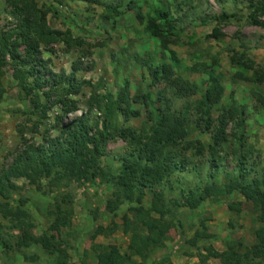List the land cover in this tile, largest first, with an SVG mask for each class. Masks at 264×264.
Here are the masks:
<instances>
[{
    "label": "rangeland",
    "instance_id": "rangeland-1",
    "mask_svg": "<svg viewBox=\"0 0 264 264\" xmlns=\"http://www.w3.org/2000/svg\"><path fill=\"white\" fill-rule=\"evenodd\" d=\"M159 1L35 0L37 8L45 12L47 26L63 34L51 46H41V59L46 62L47 69L45 75L58 79L62 74H73L75 86L72 91H68L67 85L50 89L49 81L36 90L38 106L34 93H28L18 84L14 77L16 67L8 56L5 57L6 65L0 76L4 91L0 102V173L11 164L24 141L43 144L58 135L55 119L62 114L56 103L58 97L77 107V111L67 115V120L89 113L92 120L100 122V129L104 98L110 95L116 100L119 95L126 94L129 102L123 103L121 111H115L110 121L111 137L104 155L91 168L96 172L92 181L79 182L63 172L61 180L41 181L38 187L24 179L13 181L19 189L8 201L0 199V202H8L12 208L21 206L27 214L24 219L27 226L14 230L12 221L0 217V264H57V254L49 255L36 245L17 250L15 245L17 237L25 232L34 236L46 232L57 237L48 230L56 202L73 211L71 226L62 229L59 235L63 244L59 250L67 254L65 264H96L93 246L115 245L121 253L128 251L129 234L125 233L124 224L125 220L130 226L134 224L132 209L139 205L124 200L110 211L106 203L114 198L113 178L119 173L123 158L138 151L151 124L150 107L133 101L135 96L146 92L152 93L155 106L163 99L174 116L186 115L189 133L174 149L178 156L175 162L181 171L170 175L160 185L145 189L141 203L144 211H149L152 219L161 218L171 226L166 231L165 247L153 252L145 264H198L209 246L222 252L232 241L252 244L254 232L260 226L258 211L238 192L208 197L193 210L183 204L188 196H198L208 183L210 185L209 147L222 117L226 122L228 142L217 148L216 160L220 168L213 182L224 185L228 182V174L234 173L239 153L240 120L243 121L249 177H264V110L252 95H264V81L253 79L254 75L264 73V28L251 21L254 15L264 20V15L255 11L259 0H192L173 15L177 33L171 37L169 48L180 61L177 74L196 85L200 94L204 91L207 75L193 73L189 68L197 66L200 70L204 65L221 75L224 93L208 116L198 107L200 94L182 98L168 81L150 87V67L168 60L166 53H160L158 41L145 30L138 14L144 17L150 6ZM10 10L6 0H0V37L14 28ZM19 51L23 52V47ZM76 64L79 68L73 72ZM236 74L246 79H239ZM92 97L98 100L97 104ZM90 102L94 105L88 111ZM43 106L47 109L45 118L41 119ZM126 110L137 111L139 116L132 118ZM207 118L211 122L209 131H205ZM124 130L140 144L121 137ZM157 196L161 200L159 207L166 211L163 217L153 205ZM230 206H237L239 210L230 209ZM97 226H102L105 234L91 240L90 233ZM202 228L207 237L197 238L191 245V240ZM138 229L145 234V228L138 225ZM4 243L9 248H5ZM208 264H219V261L210 259Z\"/></svg>",
    "mask_w": 264,
    "mask_h": 264
},
{
    "label": "trees",
    "instance_id": "trees-1",
    "mask_svg": "<svg viewBox=\"0 0 264 264\" xmlns=\"http://www.w3.org/2000/svg\"><path fill=\"white\" fill-rule=\"evenodd\" d=\"M192 0H160L158 4L150 6L145 16L138 14L139 19L144 21L145 30L150 36L155 38L160 47V53L167 55L168 61H163L154 67H150L151 84L154 87L161 81H168L175 89L176 94L182 98L196 96L200 94L199 88L181 75L180 61L176 53L170 50L171 37L176 36L174 13L181 11ZM11 10L10 18L14 22L11 32L3 33L0 37L2 56L0 57V76L2 68L6 65L5 57L8 56L16 67L14 75L18 84L27 89L28 93H34V101L39 106V97L36 90L41 89L49 81L50 89H56L62 85H67L68 91H72L75 86L73 74L66 76L62 74L55 79L54 75L46 77V62L41 59V46L49 47L56 43L63 34L57 30L50 29L46 23L45 12L37 8L35 0H6ZM256 14L264 15V0H259L255 8ZM256 15L252 16L253 25L264 28V20H259ZM23 47V52L19 49ZM202 69L197 66L189 68L191 72H204L207 78L204 82V91L200 94L198 107L208 116L211 108L217 105L223 96L224 88L221 83V75L204 65ZM79 66L73 67V72ZM239 79L246 78L241 74H236ZM28 79H32L31 82ZM253 79L257 82L264 81V73ZM3 89L0 85V102L3 97ZM255 102L264 110V95L253 93ZM95 104L98 100L95 97ZM104 117L99 128L98 121L91 119L89 113L82 114L71 120H67V115L77 111L74 103L66 101L63 97H58L56 103L60 105L61 115L56 117L55 125H58V135L46 140L43 144H28L24 141L23 147L16 154L11 164L0 173V199L8 201L9 196L19 188L13 183L14 180L24 179L30 185L38 187L41 181H59L62 179L61 172L66 176L74 178L76 181H92L96 172L91 171L98 160L104 155V148L107 140L111 137L110 121L115 117L117 111L123 103L128 104L129 98L126 94L119 95L116 100L108 95L104 98ZM103 101V99H102ZM133 101L142 102L150 107V126L148 127L142 144L126 130L120 134L124 139L137 142L140 147L137 152L123 158L119 173L113 178L115 188L113 199L108 200L106 209L113 211L121 201L135 202L139 207L133 208L135 212V222L129 225L125 220L124 231L129 234L128 251L121 253L115 245L105 247L93 246L94 259L96 264H145L149 256L165 247L168 239L166 231L170 225L160 219H152L149 211H144L141 206L145 195V189L163 183L168 177L181 168L177 167L175 160L178 158L176 151L177 144L183 141L189 133V125L186 115L174 116L170 112V107L163 99L159 100V105L155 106L152 93L146 92L144 95L135 96ZM93 102L88 104V111L93 108ZM42 108V107H41ZM47 107L43 106L41 112L44 119ZM41 110V111H42ZM116 111V112H115ZM132 118H137L139 112L126 110ZM186 114V113H185ZM64 120V121H63ZM210 120H205V131H209ZM241 133L237 138L239 148L238 161L234 173L228 174V182L224 185H216L213 181L219 174L220 162H217V148L227 144L226 122L222 117L219 120L215 134L212 137V144L209 147L211 158V173L208 177L210 181L204 191L198 196H188L183 206L189 209H196L208 197H218L220 195L238 192L245 200L250 202L257 209V221L260 226L254 232L253 242L244 245L239 241H232L226 250L218 252L211 246L204 249L201 260L198 264H208L210 259L219 261V264H264V177H249L246 166V152L244 149L243 121L238 122ZM160 196L153 201L154 208L161 217L166 212L158 203ZM230 209L239 210L237 206H230ZM54 218L49 225V232L57 235L51 236L43 233L34 236L27 232L17 237V250L26 249L31 245L39 246L49 255H58L57 264H65L67 254L59 249L63 246L59 240L62 229L71 226L73 211L61 203L54 205ZM0 217L4 220L12 221V229L20 226H27L24 219L26 212L18 206L12 208L8 202H0ZM138 225L145 228V234L140 232ZM29 229V228H27ZM195 234L191 245L195 239L207 237L205 228ZM105 229L97 226L90 233V239L95 240L98 236L104 235ZM1 239V235H0ZM5 248H9L4 243ZM167 258V257H165ZM164 263V262H163Z\"/></svg>",
    "mask_w": 264,
    "mask_h": 264
}]
</instances>
